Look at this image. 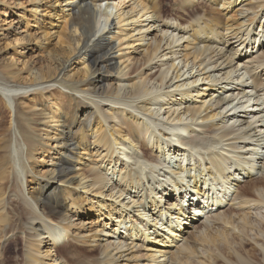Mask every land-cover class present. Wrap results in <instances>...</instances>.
Wrapping results in <instances>:
<instances>
[{"label":"bare ground","instance_id":"obj_1","mask_svg":"<svg viewBox=\"0 0 264 264\" xmlns=\"http://www.w3.org/2000/svg\"><path fill=\"white\" fill-rule=\"evenodd\" d=\"M32 1L33 5L23 19L27 27L36 28L35 34H30V37L37 40V47L46 52V60H49L38 69L39 78L49 82L64 80V83H71L70 86L65 85L69 90L80 94L63 92L70 98L68 105L62 102L48 107L44 102L35 114L41 118L20 110L15 116L18 131L32 145L44 139L29 125L43 120L41 130L51 133H46L47 142L44 145L49 147L50 141L54 142L50 149L43 151V155L48 152L51 158L56 159L48 176L32 167L31 201L22 198L32 221L27 230L21 212L15 206L16 201L5 208L3 196L11 172L15 173L17 181L22 180L21 174L28 164L23 160L22 149L14 145L15 139L12 140L9 132L0 138V205L12 216L11 220L9 218L10 224H6L7 217L0 210V235L3 237L15 230H24L23 236L10 240L3 248L0 264H65L62 255L66 253L72 254V258L78 262L69 261L70 264H116L113 254L105 260L94 258L108 253L110 249L121 250L128 245L121 241L123 235H126V240L142 242V246H149L150 249H147L155 252L148 255L138 249L140 256L137 254L139 257L136 256L135 264H165V259L155 260L159 257L157 253H161L160 257L165 256L170 251L164 248L177 244L179 249L173 251L175 256L172 257L174 264H206L205 260L209 264H264V176L252 179L238 191L240 193L235 194L237 188L233 186H225L217 192L221 183L240 182L237 175L240 170L248 177H252L253 172L264 171V0H173L171 19L165 15L163 0H133V7L128 10H122L126 0ZM234 7L237 9L234 10ZM229 8L232 10L224 13ZM231 11L233 14L229 15ZM128 26H132L130 30ZM116 27L120 35H110ZM155 32L157 34L153 36ZM122 35L134 39L128 42V46L141 56L134 57L129 69L125 70L127 65L122 68L121 64L116 72L118 64L112 54L114 47L110 38ZM136 35L139 37L136 38ZM144 40H148L146 49L140 50L135 43ZM177 61L182 62L183 66L179 67L180 62L177 64ZM28 69L34 73V67ZM198 71L200 73L196 74ZM134 73L140 79L132 81L127 93L117 82L125 79L131 82ZM208 73V76L201 77ZM19 78L21 76L13 72L8 64L0 63V91L4 98L12 101L18 99L27 108L30 100L25 99L34 93L23 91L21 86L24 84L21 83L34 80L19 82ZM199 85L207 87L200 89ZM175 96L176 102H173L174 99L170 102L171 97ZM124 97L131 100L146 97L147 104L151 106L146 107L147 110L154 105L159 106L154 107L156 112L152 110L153 117L161 114L165 104L173 102V105L183 106L185 103L184 110L177 114V121H182L187 131L184 127L179 128L176 135L172 134L175 139L167 138L159 146L164 154H154L141 139L149 127L145 122L141 125V117L137 115L139 112L117 106L123 104L121 101ZM200 101H204L203 104ZM195 102H200V105L191 104ZM111 112L117 115L114 121L112 119L115 123L109 132L104 122H109ZM121 118L122 121L119 120ZM234 118L236 120L231 123L230 120ZM1 125L0 121V131L5 129H1ZM255 143L260 146L258 152L262 148L258 153L259 159L263 160L260 165L257 157L246 155L254 154L256 147L251 146ZM129 144L141 148L142 154L139 156L151 163L148 168L140 167L139 162L138 166L133 162L123 164L124 158L118 150L128 152ZM177 144L181 145L182 151ZM217 144H228L230 147L221 152L215 150ZM189 150L195 152L198 161L203 159L206 164L204 168L198 167V173L191 175L192 186L183 183L181 176L174 179L173 187L165 180L162 183L164 177L159 178L160 181L156 178L157 175L161 177L172 172L175 175L185 172L191 163V158L185 155ZM167 151L168 156L173 153L175 156L182 155L184 152L176 170L171 169V163L165 157ZM83 153L92 158L95 154L97 160L91 167L87 164L88 169ZM129 154L133 158L138 156L131 151ZM206 155L208 160L204 158ZM79 165L86 168L80 171L81 168H77ZM110 169L117 173L116 182L108 175ZM150 178L155 183H151ZM85 179L88 180L84 182ZM145 179L153 185L148 189L149 186L142 184L143 191H149L144 204L149 212L129 215L134 218L132 221L126 215L118 221V228L112 232L120 239L116 241V246L108 244L96 248L94 234L82 240L83 246L79 247V252L72 248L70 233L75 224L68 220V213L75 210L74 217L91 214L99 218L102 207L106 206L103 196L106 187L111 191V196L118 188L121 197L135 192L134 184ZM181 191H186L185 197H178ZM87 193L92 196H85ZM240 196L242 205H256L255 217L245 212L238 214L239 217L236 216L237 212L224 213L222 208L233 197L236 199ZM213 211L217 212L216 218L221 223V227H215V230L210 225L212 222H209V218L215 216ZM123 212L120 208L111 214L122 217ZM201 219H205L203 226L185 238L187 228ZM251 229L255 230L251 237L253 245L247 238ZM240 232L245 235L237 234ZM233 233L241 237L239 242L234 240L235 236L231 237ZM134 246L140 248L137 243ZM222 250L226 251V255ZM199 257L205 260H197ZM255 258L259 262L254 261ZM145 260L147 263H142Z\"/></svg>","mask_w":264,"mask_h":264},{"label":"rangeland","instance_id":"obj_2","mask_svg":"<svg viewBox=\"0 0 264 264\" xmlns=\"http://www.w3.org/2000/svg\"><path fill=\"white\" fill-rule=\"evenodd\" d=\"M118 1H121V0H118ZM172 3H173V0H163V4H164V8H165V15L166 16L169 15V19H171L170 15L172 16V14H171L172 13ZM32 5H33L32 0H0V63L8 64L10 66V69L13 70V72H17V75L21 76V78L18 79L19 82L20 81L24 82V81H26L25 79H27V80L33 79L34 80V82L21 83V84H24L21 86V89L23 91H28L29 93H34L33 95H30L29 97H27V99H25V100H30L29 101L30 106L27 108H25L26 104H24L22 102L20 103L19 101H17L18 99H15L12 101V100H9L8 97L4 98L5 95L3 94L2 91H0V121L3 124V125H1V129H2V127H5L4 130L0 131V138L4 137L9 132L11 137H12V140L15 139L14 145L15 146L19 145V148L22 149L23 160L28 164L27 168H25V170L22 173L23 175L21 174L22 180L17 181L15 173L11 172V175L9 177V182L7 184L6 192H5V195L3 196L5 199V205L4 206H5V208H8V206L10 205L11 202L16 201V204H15V202H14V204H15V206L17 205L18 210L21 212V215L23 217L22 222H24V226H25L26 230L32 221L30 219L31 215H29L27 212L28 211L27 206L23 203V199H28L29 201H31V197L29 195V189H31V187H32V183L30 180L34 174L32 167L35 166V168L37 170H39V171L41 170L42 175L48 176L50 170L55 165L54 162H56V159L53 158V156L51 158V156L48 155V152L45 153V155H43L45 150L50 149L49 147L51 146V144L54 143L53 140H51L49 147H46L44 145L47 142V140L45 139L47 137L46 133H50V132H43L41 130L43 120L42 121L39 120L37 123L31 124V126L29 125L30 129L32 127V130L37 135H39V136L42 135L43 139H44V140H41L42 143L38 142V143H34V145H32V144L28 143L27 140H25V138L18 131L16 121H15V116H18V113L21 111L24 113H31L32 114L31 116H33V117L35 116L36 118H38V117L41 118L42 116H38V114L37 115H35V114L39 111V109L41 108V105L44 104V102H46V105L48 107L52 106V104H53V106L59 105L62 102L63 103L65 102L67 104L69 102L70 98L68 96L64 95L63 92H71L74 94H77V93L80 94V92H77V91L74 92V90L73 91L69 90L65 85L70 86L71 83H69V82L64 83L65 82L64 80H61L59 82H52V81L49 82L46 79L42 80L39 78L40 77L39 76L40 75V73H39L40 69L39 68H42L40 66H42V65L44 66L45 63L47 64V62L49 60H46V52H44L43 49L41 50L40 48L37 47V45H36L37 40H33L32 36L30 37V34H32V35L35 34L36 28H34L32 26L27 27L26 22L23 19V16L29 12L28 10L32 7ZM132 7H133V0L132 1L126 0V4L123 6L122 10H128ZM219 8H221V5L219 6ZM235 9H237V8L234 7V10ZM228 10L230 11L232 9L229 8L226 10V12L224 11V13H227ZM232 14H233V12L231 11L229 13V15H232ZM173 18L175 19V17H173ZM174 19H172L171 21L173 22ZM114 21L117 22L116 17H114ZM175 21H176V19H175ZM137 25H139V24H137ZM117 27H119V26H117ZM117 27L112 30L113 34H110V35H113V36L120 35V32L118 31ZM131 27L132 26H128L127 27L128 30H130ZM155 34H157V33L155 32L152 35L154 36ZM138 37H139V35H136V38H138ZM110 40L113 43V47H114L112 50V52H113L112 54H113V57L115 56L117 64H118V66H117L118 69L116 70V72H118L119 66L121 64H122L121 65L122 68H124L127 65V67H125V70L129 69L132 66V63L134 62V57L137 58V57L141 56V54H139L134 48H130L128 46V42L130 40L132 41L134 39H130L129 37L125 38L124 35H122L119 38H115V37L112 38L111 37ZM146 42L148 43V40H144L142 42L137 41L135 43V45L137 47H139L140 50H143V48L146 49V46H147ZM142 43H143V45H142ZM179 62L180 61H177V64ZM182 66H183L182 62H180L179 67H182ZM29 67H31V68L34 67V71H33L34 73H32V70L28 69ZM83 67H84V65H83ZM158 68L159 67H157V69ZM200 68H202V66ZM184 70L186 71L185 67H184ZM60 73L61 72H59L58 76L60 75ZM199 73L200 72L198 71L196 74H199ZM209 74L210 73L203 74V75H201V77H206ZM58 76H57V78H58ZM132 76H133L132 77L133 79L131 80V82L128 81L127 79L123 80L122 82H119V81L117 82L118 85L120 84L124 87L123 90H126V92L129 91V87L131 86L132 81L137 82V80L140 79V77H139V75H137V73H134ZM183 78H181V79H183ZM35 79H37V80H35ZM200 82H202V81H200ZM10 84L12 85L13 83H10ZM46 87H49V88L45 89ZM126 87H128V88H126ZM205 87H207V85H199L200 89H203ZM127 93H129V92H127ZM176 97L177 96L171 97L170 102L173 99H174L173 102H176V99H175ZM28 98H30V99H28ZM31 98H33V99H31ZM125 98L126 97H124V100L121 101V102H123V104L118 103L120 105H117V106H122L127 111H129V110L133 111L134 110L137 113L139 112V114H137V115H140V117H141L140 118V121L142 122L141 125L145 122L147 128L149 127L148 131L143 133L144 135L142 134L141 139H142L143 143H145L148 146V148L151 150V152H154V154L159 155V156L164 154L163 149L159 148V146L163 145V142H166L167 138H168V140L175 139L176 137L174 135H176L178 133V131L180 130L179 128L184 127L185 132L187 131V128L185 126H183L182 121H177V119H178L177 114L180 111L182 112L184 110V106L186 105L185 103H183V106H180L176 103L173 105L172 104L173 102L169 105L165 104L164 109H162L161 114L159 115L160 117L156 116V115L153 117L151 115L152 110L155 109L154 107L159 108V106L154 105V106H152L151 110H147L146 107L150 108L151 106H149V104H147L148 100H146V97H143V98L141 97L140 99H137V100H131V99H127V98L125 99ZM121 99H122V97H121ZM116 101H118V100H116ZM54 102H55V104H54ZM192 102H194V101H192ZM200 102H195V103H198L197 105L195 103H191V104L193 106H198L200 104H203L202 102H204V101H202L201 103ZM16 104H17V112L15 111ZM130 104H132V105H130ZM130 106H133V107L130 108ZM104 109H107V107H105ZM165 109H166V111H165ZM175 109H176V111L174 112ZM156 110H154V112H156ZM106 111H105V113H107ZM164 112H166V113H164ZM101 113H102V111H101ZM112 113H113V115H112ZM109 115L111 116V117H108L109 122H104L105 127L107 128L108 131L113 130L112 126L115 123L113 121L115 120L114 118H115V115H117V114H114V112H111V114H109ZM100 116H101V114H100ZM175 117H176V119H175V121H173ZM112 119H113V121H112ZM119 120L122 121V118ZM235 120H236V118L231 119L230 122L232 123V121H235ZM175 122H177V123H175ZM179 123H181V124H179ZM116 128H118V125H116ZM168 133H169V135H168ZM172 134H174V135H172ZM93 137H94V134L92 136V142L94 141ZM160 138H162V140H160ZM128 140H129V138H128ZM178 141L180 142V140H178ZM128 142H130V141H128ZM0 143H1V140H0ZM225 143H227V142H225ZM255 144L256 145H252L251 147H256V150H255L256 153L254 152V154L253 153L248 154L247 151H245V152L247 153L246 155H248V156L257 157L256 159L258 161V159L260 158V155L258 153L261 152L262 148L258 152V149L260 148V146L257 145V143H255ZM176 146L179 149L181 148V145L177 144ZM221 146H222L221 144H217V146H215V150L225 152L226 149L228 147H230V145H228V144L227 145L225 144L222 147ZM93 147L94 146H92V148ZM127 150H128V152H126L125 150H120V149L118 150V152L121 151V154H119V155L124 158L123 164H124V162L125 163L126 162H128V163L133 162L132 163L133 165L136 164L138 166L137 163L139 162V165L142 168H148V164H151L148 161H146L142 157V155L139 156L140 154H142V152H141L142 150L140 147H137V145L134 146V144L133 145L129 144ZM182 150H183V148H181V151ZM124 151H125V153H124ZM130 151H131V153L132 152L137 153L138 156L135 158L131 157L129 154ZM210 151H207V152H210ZM83 154L86 155V153H83ZM168 154L169 153L167 151L165 153V157L167 156L166 158L171 163V166H170V167H172L171 169L176 170L180 164V161L183 159L182 156L184 155V152L182 155H177V156H175L176 154L174 155V153L172 154V156H168ZM177 154H178V152H177ZM194 154H195V152H193L192 150L185 152V155H188V157L191 158V160H190L191 163L189 165H187L188 168L185 172H181V173L176 174V175L173 174V172H172V173L167 174V176L161 175V177L159 175H157L156 178L161 179L164 177L162 179V183L165 180V181H167V183H169V185H171V187H173L174 179L176 180V177L178 179V176H181V181H184L183 183L192 186L193 184H192V176L191 175L194 173L195 174L198 173V167H202V166H203L202 168L206 167L204 160L201 159V161H198L199 157L194 156ZM94 155L95 154H93V158H92V156H88V155L84 156L86 159V162H87L86 163L87 168H86V166H83L84 163L81 166L79 165V167H77V168H79V169L81 168L80 171H83L85 168L86 169L89 168L88 165L91 167V165L93 163L97 162L96 158H94ZM114 156H116V154H114ZM134 156H135V154H134ZM207 157H208V155H206L204 158L206 160H208ZM178 158H179V160H178ZM180 158H182V159H180ZM97 159H99V158H97ZM234 160H236V159H234ZM261 160H262V158L259 159L258 162L256 161L258 163V165L261 164V162H260ZM185 162H188V161H185ZM207 163H209V161H207ZM30 164H31V166H30ZM198 164H200V165H198ZM137 166H133V167L137 168ZM83 167H84V169H82ZM108 167H110V166H108ZM105 170H106V168H105ZM190 172H191V174H190ZM239 172H241V170ZM239 172H237V175L240 176V182L237 183L236 181L233 180V181H231L232 182L231 184H227V183L226 184L225 183L219 184L218 183L219 184L218 185L219 190H217V192H219L225 186H227V187L233 186V187L237 188V190L235 191V194L240 193L238 191H241L245 184H249L248 182H252L253 181L252 179H257L258 177L260 178V177L264 176V171H260V170H259V172H256V174H255V172H253L254 175L252 177L247 176L244 178H243V172L244 171H242L240 174H238ZM116 174L117 173L112 172V169H110V171L108 173L109 176L113 177V179H114L113 182H116V180H118ZM148 174H150V171ZM160 179H159V181H160ZM86 180H88V179H85L83 181L86 182ZM143 183L146 186H149L148 189L152 188V186H153V185L151 186V184L148 183V180H146V179L141 180V182L139 184H141L142 187L141 186L138 187L139 184L135 183L134 189L135 188L136 189L135 190L133 189V191H135V192L123 194L121 197L119 195L120 193L117 192L118 188L114 191L117 194L113 193V195L111 196V191L107 190L108 187H106L105 189L107 191L104 189V193H103L106 206L105 207L101 206L103 208V210H101L102 214L99 218H96L95 215L91 216V214L87 217L82 216V218H79V216L74 217L72 215H73V212L75 210L68 213V215H69L68 220L75 224L73 226V229L71 230V233H70L72 248L73 249L76 248L77 251L79 252V247L83 246L82 240L87 238V236L90 237L94 234H96V236L94 238L95 239V245L94 246L96 248L100 249L104 245H108V244H114V246H116V241L119 242L120 239L117 238L115 233L113 234L112 232L113 231L115 232V228L116 229L118 228V221L121 219H124L125 215L127 216L128 220L132 221L134 218H130L129 215H132V214L133 215H136V214L137 215H141V214L144 215V214H146V212L147 213L149 212L148 208H147V210L144 208V204H145V200H146V194H148L149 191L147 190V193H146L145 189L143 191V185H142ZM151 183H155V181H153ZM127 187L130 188L129 185ZM167 187L170 188L168 185H167ZM83 191H85V190L83 189ZM139 191H141V192H139ZM150 194H151V191H150ZM235 194H234V197L236 196ZM85 196L91 197L92 195H90V193H87V194H85ZM234 197L232 198L231 202H228L227 206H224L222 208V210H224V213L231 212L234 214L235 212H237L236 216L239 217L238 214H242L245 212V213H248L249 216L255 217L254 207L256 205H253V206L252 205L249 206L248 204L242 205L240 202L241 196L236 197V199H234ZM8 201H9V203H8ZM147 205H148V203H147ZM0 207H1L0 210L3 211V213H5V216L7 217L6 224H8V222L10 224V220L12 219L11 214H8L7 210L3 209L1 205H0ZM120 208L122 210H124V212H123L124 216L120 217V216H118L119 214H116V215L111 214L112 211H114L116 209L119 210ZM213 212L215 213V216L213 215L215 218L212 216L213 218L211 217V218H209L210 220L209 219L208 220L210 223L212 222L210 225L215 230L219 226L221 227V223L216 218L217 212H215V211H213ZM213 212H211V214H213ZM150 213H152V212H150ZM9 218H10V220H9ZM14 219L16 220L17 217L13 218V222H14ZM204 220L205 219H201L199 221H194L193 225H191L189 228H187L188 232H187V235L186 234L184 235V237L186 238L188 235H190L194 231H196V229L203 226ZM214 220H215V222H214ZM38 221L39 220H36V222H38ZM131 221H130V224H131ZM33 222H35V221H33ZM50 222L58 223L60 221H55V220L51 221L50 220ZM83 222L85 223V225L83 224ZM214 223H215V225H214ZM77 225H78V227H77ZM253 232L255 233V230H252V229L249 230L250 236L249 237L247 236V238H250L249 240H251L252 245L254 242L251 238V237H253V234H254ZM237 234H239V235L242 234L243 236L245 235L244 232H240ZM237 234L233 233L231 235V237L235 236L234 240L239 242L240 241L239 239L241 237ZM23 235H24V230H17V231L15 230L14 232H10L3 237H2V235H0V256H1V253L3 251V248L8 244V242L10 240H13L16 237L23 236ZM125 236L123 235L124 239L123 240L121 239V241L123 242V244L128 243L129 247H128V245H125L124 248H122L121 250L110 249L108 251V253L96 255V257L94 259L99 258L101 260H105V258L107 256H110V254H113V256L116 258V262H117L116 264H135V260H137L138 259L137 257L140 256V251H138V249L141 250L142 253H148V255L151 253L153 255L155 254L154 251L148 250V249H150L149 246L147 247L148 248L147 249L146 247H144V245L142 246V242H139V241L133 242L131 240L128 241V240H126ZM237 236H238V238H236ZM184 241H186V239ZM136 243H137V245L140 246V248H138L137 246H134V245H136ZM178 246L179 245L177 244L174 246L164 248V249H169L168 251H170V252L167 253V255L162 256V257H160L161 253H157V255L159 256L157 258H159V259L156 258L155 260L159 261V260L165 259V264L166 263L167 264H169V263L174 264L173 258L175 255H173V253L175 252V250L177 251L179 249ZM248 247H251V245H249ZM112 248H114V247L112 246ZM153 249H155V248H153ZM222 253H223V255H226L225 250H222ZM137 254H139V256ZM72 256H73L72 254L66 253V254L62 255V258H63L62 260H64L65 264H70V262H72V261H76V263H78L77 260L72 258ZM135 258H137V259H135ZM160 258H162V259H160ZM198 259H201L203 261L205 260L203 257H199V258H197V260ZM91 260H93V259H91ZM148 260H150V259H148ZM258 260L259 259L255 258L254 261L259 262ZM145 261L146 262H142V263H147V260H145ZM138 263H140V262H138ZM205 263L209 264V261L205 260ZM175 264H176V262H175Z\"/></svg>","mask_w":264,"mask_h":264}]
</instances>
